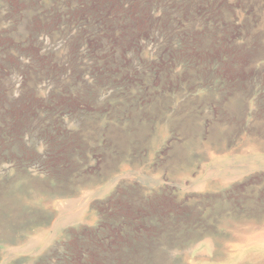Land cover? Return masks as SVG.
Instances as JSON below:
<instances>
[{"label":"rangeland","instance_id":"rangeland-1","mask_svg":"<svg viewBox=\"0 0 264 264\" xmlns=\"http://www.w3.org/2000/svg\"><path fill=\"white\" fill-rule=\"evenodd\" d=\"M0 264H264V0H0Z\"/></svg>","mask_w":264,"mask_h":264}]
</instances>
